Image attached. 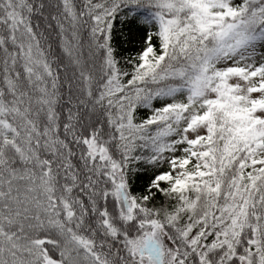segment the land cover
Wrapping results in <instances>:
<instances>
[{"label": "snow or ice", "instance_id": "snow-or-ice-1", "mask_svg": "<svg viewBox=\"0 0 264 264\" xmlns=\"http://www.w3.org/2000/svg\"><path fill=\"white\" fill-rule=\"evenodd\" d=\"M0 264H264V0H0Z\"/></svg>", "mask_w": 264, "mask_h": 264}]
</instances>
